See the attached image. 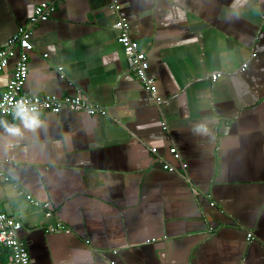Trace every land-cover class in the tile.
<instances>
[{
    "label": "crops",
    "instance_id": "crops-1",
    "mask_svg": "<svg viewBox=\"0 0 264 264\" xmlns=\"http://www.w3.org/2000/svg\"><path fill=\"white\" fill-rule=\"evenodd\" d=\"M41 1L0 0V49ZM116 2L56 0L32 27L21 93L108 113L1 117L0 212L21 221L31 264H264V0ZM119 17L159 103L116 39ZM58 222L67 231H45Z\"/></svg>",
    "mask_w": 264,
    "mask_h": 264
},
{
    "label": "built area",
    "instance_id": "built-area-1",
    "mask_svg": "<svg viewBox=\"0 0 264 264\" xmlns=\"http://www.w3.org/2000/svg\"><path fill=\"white\" fill-rule=\"evenodd\" d=\"M55 1L45 0L36 4L27 23L18 26L16 31L7 40L6 45L0 49V72L7 66L9 59L18 54V60L11 78L0 96V118L41 111L56 114L62 109H69L75 112L82 111L89 115H105L108 113L104 107L91 101H86L79 95L57 97L54 95H25L21 93V87L28 74V52L33 48L31 42L32 27L36 23L45 21L51 17L56 9ZM112 1V6L118 10L120 5L116 0ZM117 27L119 32L116 39L129 58L131 70L143 88L151 94L152 99L156 103H159L160 98L157 95L155 79L148 73L149 64L146 53L140 49L138 42L130 36L128 32L129 25L124 17L118 18ZM43 56H46V53ZM254 56L255 53H252V57ZM246 67L247 63H243L241 70H244ZM219 76L220 73L215 72L212 73L211 78L212 80H216ZM151 150L152 152H156V148H152ZM170 152L176 158L179 157V153L175 147H171ZM164 168H168V165H164ZM27 198L32 203L39 204L37 201L31 199L30 195H27ZM21 228L22 223L18 218L0 212V255L8 252L12 264H31L28 249L18 234ZM59 230L67 231L66 226L60 222L49 225L45 229L49 233ZM247 237L252 238V234L248 233ZM113 253H116V250ZM111 264H114V262L111 261Z\"/></svg>",
    "mask_w": 264,
    "mask_h": 264
}]
</instances>
